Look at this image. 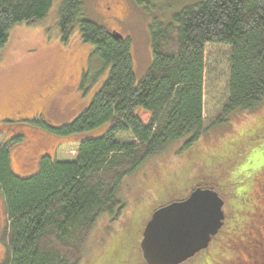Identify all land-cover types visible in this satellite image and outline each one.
I'll use <instances>...</instances> for the list:
<instances>
[{
	"label": "trees",
	"instance_id": "16d2710c",
	"mask_svg": "<svg viewBox=\"0 0 264 264\" xmlns=\"http://www.w3.org/2000/svg\"><path fill=\"white\" fill-rule=\"evenodd\" d=\"M158 1L134 0L145 8ZM52 2L0 0V49L14 25L45 19ZM55 16L59 41L65 44L76 34L93 46L92 54L107 74L72 120L58 127L44 120L43 126L64 137L110 124L101 136L57 143L53 155H42L37 171L23 178L11 171L8 141L0 132V194L5 207L0 264L87 263V242L99 217L107 214L111 221L126 223L121 216L126 205L120 191L124 176L184 135L193 140L228 125L234 114L256 112L264 101V0H204L182 8L164 26L153 22L151 63L139 81L134 79L129 40L113 38L110 30L84 17L81 0H61ZM259 121L261 133L264 115ZM224 151L242 166H259L251 176L237 174L241 180L237 184L234 179L235 190L224 208L222 230L231 231V238L239 242L244 226L254 223V206L247 197L264 166L261 155L242 157L234 145ZM166 195L171 196H164L158 207L182 199ZM129 213L123 239L92 264H132L136 254L137 264H145L139 241L150 215L143 219L135 211ZM208 251L204 248L180 264H217L219 255Z\"/></svg>",
	"mask_w": 264,
	"mask_h": 264
},
{
	"label": "rangeland",
	"instance_id": "374dc122",
	"mask_svg": "<svg viewBox=\"0 0 264 264\" xmlns=\"http://www.w3.org/2000/svg\"><path fill=\"white\" fill-rule=\"evenodd\" d=\"M60 1L53 0L45 19L14 25L0 49V132H3L4 140L8 141L10 169L14 175L22 178L34 174L40 157H51L57 143L101 136L110 124L106 122L92 130L64 137L42 124L45 120L52 127H58L72 120L87 106L107 74V68L92 54V45L81 42L73 33L67 43L59 41L55 14ZM202 1L161 0L145 8L134 0H81L84 17L106 30L117 29L123 39L129 40L136 81L146 74L151 63V24L156 22L164 26L182 8ZM54 76L62 77L64 99L73 100L72 107L63 113L44 109L41 111L42 116L35 120L29 119L34 109L29 106L30 109L23 111L22 107L31 103H34V108L42 106H39L37 93ZM15 109L21 112L15 114ZM260 115H264V101L256 112L249 115L234 114L228 125L217 126L193 140L186 134L148 158L134 173L124 176L120 181L121 196L126 204L121 216L128 220L129 212L135 211L144 219L164 201V196H171L166 194L174 193L175 197L183 198L196 187H211L227 202L235 190L234 179L237 184L241 180L236 178L237 174L241 171L239 175L251 176L259 166L236 163L224 151L225 147L234 145L242 157L252 155L256 158L264 154V131H259ZM7 116L17 118L2 119ZM248 135L251 136L249 141ZM247 181L243 182V186ZM225 206L226 203L223 211ZM4 217L5 207L0 194V228ZM99 218L89 235L86 250L90 256L84 264L97 263L118 238L123 239L124 234H121L125 233L127 220L126 223L111 221L107 214ZM2 254L3 247L0 245V259ZM131 259L132 264H137L140 257L136 254Z\"/></svg>",
	"mask_w": 264,
	"mask_h": 264
},
{
	"label": "water",
	"instance_id": "95a60500",
	"mask_svg": "<svg viewBox=\"0 0 264 264\" xmlns=\"http://www.w3.org/2000/svg\"><path fill=\"white\" fill-rule=\"evenodd\" d=\"M110 35L122 39L115 30ZM222 205L216 191L196 187L184 199L154 210L139 242L145 264H180L204 249L222 225Z\"/></svg>",
	"mask_w": 264,
	"mask_h": 264
},
{
	"label": "flooded vegetation",
	"instance_id": "af4514ba",
	"mask_svg": "<svg viewBox=\"0 0 264 264\" xmlns=\"http://www.w3.org/2000/svg\"><path fill=\"white\" fill-rule=\"evenodd\" d=\"M61 76L52 77L49 82L47 81L39 93H37V99L40 100V107L34 108L33 104L24 103V109H34V114L29 119L42 116L41 111L44 109L53 110L57 113H63L68 108L72 107L73 100L66 101L64 99V90L61 87L62 83ZM44 107V108H43ZM36 109L38 112L35 113ZM21 110L15 109L14 113L19 114ZM12 112V114H14ZM2 119L14 120L15 116H7ZM263 183L264 174L258 175L254 178L253 187L250 195L247 197V201L254 206V211L250 212V219L254 221L244 226L245 231L241 232L244 236L243 239L234 241L229 234H232L228 229L223 231L222 228L225 226L226 214L224 211V219L221 227L217 233L212 236L207 247L208 252H216L218 260L217 264H264V194H263ZM246 201V199H245ZM225 204V201H224ZM244 204V203H243ZM241 206V205H240ZM232 218H235L232 216ZM252 226H251V225ZM250 225V226H249ZM230 226V223H229ZM230 228V227H229ZM246 229L249 232H246ZM234 231V230H233ZM230 236V237H229ZM206 247V248H207ZM228 253L224 255L223 253ZM207 254V252H206ZM217 258V257H216Z\"/></svg>",
	"mask_w": 264,
	"mask_h": 264
},
{
	"label": "snow or ice",
	"instance_id": "6c2138e0",
	"mask_svg": "<svg viewBox=\"0 0 264 264\" xmlns=\"http://www.w3.org/2000/svg\"><path fill=\"white\" fill-rule=\"evenodd\" d=\"M260 163L262 166H264V154L260 156Z\"/></svg>",
	"mask_w": 264,
	"mask_h": 264
},
{
	"label": "bare ground",
	"instance_id": "6f19581e",
	"mask_svg": "<svg viewBox=\"0 0 264 264\" xmlns=\"http://www.w3.org/2000/svg\"><path fill=\"white\" fill-rule=\"evenodd\" d=\"M155 3V2H154ZM143 6V5H142ZM156 6V5H155ZM56 18V17H55ZM177 25V24H176ZM74 31V30H73ZM122 36V35H121ZM118 40H121V39H118ZM122 40H123V37H122Z\"/></svg>",
	"mask_w": 264,
	"mask_h": 264
}]
</instances>
